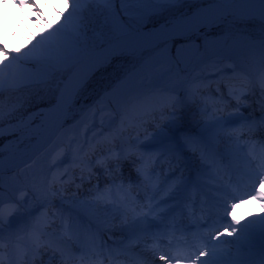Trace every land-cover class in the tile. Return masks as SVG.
<instances>
[{
	"label": "snow or ice",
	"instance_id": "snow-or-ice-1",
	"mask_svg": "<svg viewBox=\"0 0 264 264\" xmlns=\"http://www.w3.org/2000/svg\"><path fill=\"white\" fill-rule=\"evenodd\" d=\"M185 2L207 4V7L188 10L179 16L173 15L171 18H166L159 28L145 31V25L166 11L163 7L165 4ZM90 4L103 6L102 8L98 7L96 12L103 16L104 23L108 26V32L98 42L96 40L89 42L87 38L84 13L89 10ZM117 4H119V8H117ZM17 6L25 7L22 3ZM32 7L34 8L35 5ZM70 8V11L66 9V14L65 12L60 13L63 22L58 27L51 28L46 34H40L38 38H33L35 43L28 51L21 55H12L7 50L0 48V57L3 58L0 59V92L4 90L5 86L19 87L24 83H38L47 76L62 73L66 83L54 107L57 112L67 113L85 78L109 63L115 55L136 56L139 52L140 58H142L143 53L147 51L149 53L156 52L157 55L172 60V48L174 47L175 62L178 63L185 48L199 51L201 45L197 43V40L202 39L204 47L207 49L210 42L207 33L213 27H219L222 24H227L229 29H235L236 32L241 31L240 26L247 29L249 25H252L258 28L260 35L264 37V0H73ZM260 49V63L264 66V39L260 41ZM131 79L132 76H129L128 80ZM127 83V80L124 81V84ZM259 85L261 96L264 97V74L259 80ZM249 86L250 83L241 89V95ZM217 90L219 91V88ZM228 94L239 105L241 95H237L231 87H229ZM198 98L201 103L197 107L204 118L203 123H198L195 128L186 129L182 125L183 117L179 110L188 103L196 104ZM115 103L121 123L119 133H114L110 142L121 136L128 127H136L138 122L146 121L149 117L153 122H156L157 115L167 116L169 123L163 127L158 126L156 133L149 134V138L154 144L162 145L169 152L179 154L184 147H187L192 151H198L201 161L215 162L216 152L213 144L219 140L221 134L235 136L237 141L241 139L238 130H229L228 128L230 116L223 115L228 107L223 96L213 103L211 111H209L208 98L201 97L196 89L191 90L187 94V98L184 99L176 92L175 88L167 92H157L151 87H137L128 88L122 95L118 94ZM236 111H239V107ZM261 111L264 113V100H261ZM3 117V108L0 106V120ZM244 119L247 120L246 117ZM257 125L264 126V115L259 121L253 119L247 126L248 130L252 131ZM139 126H143V124L140 123ZM237 150L242 151L239 146H237ZM110 152L114 157V166L117 170L122 169L124 162H127L141 178L145 189L152 188V193L146 192L147 203L140 204L131 195V182L125 188L121 181L119 185L113 182L117 194H120L118 201L113 200L111 187L106 194L97 195L96 199H106L107 203H114L126 224H129L133 229L139 227L141 233H148L152 226L148 217H158L160 212L164 211L161 204L167 203V201L156 200L159 187L153 180V170L151 169V164L155 163V155L149 148L131 142L122 145L119 151L113 148ZM78 153L79 150L77 155ZM256 159L257 157L253 155V160ZM87 163L90 164L91 159H88ZM98 163L103 164L106 171L113 166L103 160ZM257 183L258 189L255 187ZM56 184L55 176L47 182H41L39 185L34 184L33 192L37 201L42 204L51 203V199L62 192V189L57 188ZM252 184L251 193L254 194L249 193L248 199L260 201L261 209L264 210V148L261 149ZM167 194L165 193V195ZM248 199L241 195L237 200L234 195L229 203L225 190L221 207L222 216L218 215L215 219L209 217L203 223H198L197 230L192 233L191 239L185 236L182 243L177 241L174 247L175 233L173 231L170 234L168 251H163L160 246H153V254L158 255L163 264H172L173 261L175 264H181L182 260L187 261V264H223L224 250L221 249V245L244 242L249 245V250H251L257 243L264 242V216L257 220H248V223L241 225L237 209L247 203ZM14 210L15 208L12 206L6 214L5 209L0 207V229L4 223H9L10 226L7 217ZM42 215L47 217V213ZM228 217L231 218V223H227ZM46 226V223L37 217L36 221L27 228L25 235L10 233V240L13 235L16 237L17 248H21V241H27L19 252L16 264H26L29 252L33 256L38 255L41 247L53 248L58 251L63 264H68L72 255L71 247L66 248L62 241L45 240ZM172 227L175 229V223ZM220 228L222 231L219 230ZM201 229H204L203 233ZM65 235L68 240L73 238L67 226ZM157 235H163V233ZM221 236H235L236 240L224 241L220 239ZM212 241H217V243ZM4 247L5 245L0 243V249ZM5 259V254L0 252V264H5ZM80 259H84L83 255ZM232 264H244V262L233 261ZM257 264H264V254Z\"/></svg>",
	"mask_w": 264,
	"mask_h": 264
},
{
	"label": "bare ground",
	"instance_id": "bare-ground-1",
	"mask_svg": "<svg viewBox=\"0 0 264 264\" xmlns=\"http://www.w3.org/2000/svg\"><path fill=\"white\" fill-rule=\"evenodd\" d=\"M21 3L25 7L21 8L17 6ZM71 3H73V0H67V3L66 0H0V48L7 50L12 55H21L23 52L28 51L32 44L35 43L34 37L38 38L40 34H46L51 28L58 27L63 22V17L60 13L65 12L66 14V9L70 11ZM32 5H35V7L33 8ZM98 7L102 8L103 6L90 4L89 10L84 13V22L89 42L93 40L98 42L108 32V26L105 25L103 16L96 12ZM161 24L153 28H159ZM251 27L254 31H250L248 35H260L258 28ZM153 28L146 31L152 30ZM190 50L192 51V48ZM258 50L261 51L260 45L250 44L242 48L240 53L235 52L238 58H233L225 52L216 49L210 57V65L212 67H201L194 79L193 77L190 78L189 74L185 73L183 69L179 70V74H174L177 70H174L168 65H166L168 68L162 65L161 68L164 69L163 75L165 76V82H161L157 86L154 84L155 91L167 92L175 88L176 92L184 99L187 98V94L191 90L196 89L201 97L208 98L209 111H211L213 103L223 96L224 102L228 105L227 109L234 110L232 113L229 112V115H231L230 118H234L233 113L237 112L236 109L240 107L241 103H248L244 108L250 118L245 120V124L240 122L228 126L229 130H238V134L243 138L237 141L235 136L230 137L226 134H221L219 140L213 144L216 152L215 162L201 161L199 152L192 151L187 147H184L179 154L169 151H166L167 154H164L163 151H159L162 150L161 148H152L153 145L151 142L137 139L135 130L146 132L147 129H151L157 125L165 126L169 123L167 116L160 117L157 115L156 122H153L151 117L146 121L138 122L136 127H128L121 136L113 142H110L112 135L119 133L121 120L118 119L114 124L115 128H112L113 133L111 131L109 132L108 129V135L104 136V133H98L92 141H87L89 144L83 139L84 133L82 128L79 130L76 129L73 123L69 124L70 130L67 127H62L64 121L67 120V115L73 113V110L71 107L67 113L57 112L54 107L57 101L51 107L47 106L42 108L39 113L26 115L17 121L12 120L14 122L12 125H8L7 123L0 124V170H8L7 168L12 166L17 169L20 167L23 168L24 166L22 165L35 158L33 154L38 155L37 148L40 146L47 147L51 137H54L53 141H55L60 136L63 128L65 129L64 133L68 135L70 132L72 133L69 135V142H65L62 149V155L65 158L63 164L56 167L52 165L54 169L48 177L39 175L36 179L29 178L31 183L27 184L22 191L27 189L31 190V192H28L27 197L29 196L32 205H34V213L30 216L25 214L23 217L24 221L14 227L9 233L25 235L27 228L36 221L37 217H40L41 221L47 225L45 228V240H52L54 242L62 241L66 248L68 246L71 247L72 255L69 259L71 263L68 261V264H90L94 260V256L79 246H71L72 239L68 240L65 235V228L67 226L72 236H76L75 224L80 221V225L85 226L84 234L95 233L96 230L101 229L104 233L107 232L109 235L114 236V241L111 245L105 248L103 246L95 248L93 250L95 255L99 257L113 256L119 261H123L120 246L121 241L125 247L134 245L136 251L151 260L152 264H162L163 262L159 259L158 255L157 258H153L151 255L153 253V246H159L157 239L152 234V227L148 233H141L139 227L133 229L129 224L124 222L121 212L116 209L114 203H107L106 199H96L100 193L106 194L110 187L112 188L111 195L116 192L113 182L119 185L121 181L126 183L130 180L131 167L127 162H124L123 168L117 170L114 166V157H112L110 150L115 148L116 151H119L121 146L126 145L128 142L133 144L138 143L141 147L149 148L155 154V163L151 164V166L168 164L176 167L182 164V168L177 171V175H181L185 180L181 182L180 186L173 188V194L183 196L182 200L185 202L186 197L183 194L184 187L190 183L192 178L198 175L197 178L207 180L214 184H209L204 187L206 192L205 201L216 200V210L222 216L221 207L225 190L228 199H231L234 195L236 197L239 195L245 197L244 193L253 188L252 178L256 172L261 149L264 147V126L257 125L252 131H249L247 127L253 119L259 121L261 116L264 115L262 111L258 110L261 115L256 111L258 108L261 109V100H264V97L261 96V88L259 85V80L262 74H264V66L260 62L254 64L246 60L247 53H257ZM0 59L3 58L0 57ZM65 83L66 80H64L61 91L64 90ZM181 83H184V87H180ZM249 83L250 86L241 95V89ZM25 85L32 84H21L19 87H16V91ZM229 87L233 88L237 95H241L239 105L235 99L229 96ZM13 88L15 87L5 86L2 92L7 94L13 93ZM218 88L219 91L217 90ZM200 103L201 101L198 98L196 104L188 103L179 110L183 117L182 125L186 129L195 128L198 123H203L204 118L201 116L199 108L197 107ZM249 105L251 106V111ZM244 114L243 112L242 115ZM71 118H74V115ZM76 123L78 124L79 122ZM140 123L143 126H139ZM79 127H81V124L77 126V128ZM128 132H131V136ZM128 136L130 137L128 138ZM3 137L7 139L6 142L3 140ZM34 138L35 141L31 142L30 140ZM29 142L32 143V146L28 148L27 144ZM256 144H260L263 147L261 146L259 149H256ZM237 146L242 151H238ZM78 150L79 153L77 155ZM192 152L194 155H192ZM253 155L257 157L256 160H253ZM170 156H173L171 160L169 159ZM25 157V160H21ZM88 159H91L90 164L87 163ZM101 160L113 166L106 171L104 165L98 163ZM51 161L52 158H49V163ZM238 164L247 167V176L237 186L235 184L229 187L223 186L221 180L223 175L230 168H238ZM212 165L213 168H211ZM171 166L166 168L169 169ZM218 167H221V170ZM27 169L25 170L28 174ZM54 176L57 178L56 187L61 188L62 192L52 198L51 203L42 204L35 197L33 185L47 182V180L52 179ZM156 177L153 174L155 183ZM94 183L96 184L95 188L92 186ZM167 184L169 183L164 185ZM255 186L259 188L258 183ZM169 192L168 190H164V194ZM163 197V193L160 192L157 198L162 199ZM12 202L18 206L21 204L20 202V204L16 202L15 199ZM188 202L190 204L191 201L188 200ZM256 204L259 205L257 218L260 219L264 216V210L261 209V202L257 200H250L243 204L237 209V214H240L246 206L247 209L254 207ZM13 205L15 204L11 203V206ZM161 207L164 209L162 213H165L169 205L161 204ZM44 213H47V217L42 215ZM247 222L241 220V225ZM227 223H231L229 218H227ZM219 230L222 231V228ZM201 232H204V229H201ZM183 236L185 237L186 235L183 234ZM11 238V241H0V243L5 245L3 249H0V252L5 254V264H9V261H11V264H16L19 252L27 242L26 240L21 241V248H17L15 235ZM220 239L224 241H235L236 237L221 236ZM134 240H139L138 244H133ZM212 242L217 243V241ZM111 248H114V252ZM221 249L224 250L222 257L223 264H232L233 261H243L244 264H257L262 254H264V242L257 243L251 250H249V245L244 242L224 244L221 245ZM76 253L80 254L79 258L75 257ZM82 255L84 257L83 260L80 259ZM73 259L75 261H72ZM33 261L39 264H63L60 253L48 247H41L39 254L35 256L29 252L26 264H31ZM186 262L182 260L181 264H187ZM172 264H175V261Z\"/></svg>",
	"mask_w": 264,
	"mask_h": 264
},
{
	"label": "rangeland",
	"instance_id": "rangeland-1",
	"mask_svg": "<svg viewBox=\"0 0 264 264\" xmlns=\"http://www.w3.org/2000/svg\"><path fill=\"white\" fill-rule=\"evenodd\" d=\"M206 5L207 4L201 5L192 2L165 4L163 7L166 11L160 16L155 17L152 22L145 25V31L164 23L166 18H171L173 15L179 16L182 12L194 10L198 7H206ZM117 8H119V4H117ZM226 25L222 24L219 27H213L211 31L207 33L210 41L207 49L204 47L202 39L197 42L201 44L199 51L194 49L191 51V48H185L178 63L175 62L174 47L172 48V60L159 56L156 52L149 53L147 51L143 53L142 58H140L139 52L136 56L129 54L115 55L109 63L101 67L98 71L92 72L85 78L72 105L73 113L67 115V120L65 119L66 121H64L62 127H67L70 130L69 124L73 123L76 129L79 130L82 128L84 133L83 139L86 143L88 140L92 141L98 133H104V136L108 135L110 131L113 133L112 128H115L114 124L120 119V116L117 114L115 103L117 95H122L128 88L151 87L155 90L154 84L157 86L161 84V82H165V76L163 75L164 69L161 68L162 65H164L165 68L170 66L174 70H177L174 74H179V70L183 69L185 73L189 74L190 78L193 77L194 79L201 67L211 66L210 57L216 49L225 52L230 57L238 58L235 52L240 53L242 48L250 44L260 45V41L264 39L261 35H248L250 31H254L251 27L252 25H249L247 29L240 26V32H236L235 29H229ZM260 55V50H258L257 53L249 52L246 55V60L254 64L259 63L261 60ZM149 56H151V59H149ZM129 76H132L131 80H128ZM63 77L64 74L56 73L55 75L43 78L38 83H29L32 85H25L20 90L16 91L17 88L15 87L12 90L13 93H0V106H2L4 112V117L0 120V124L7 123L8 125H12L14 123L12 120L17 121L26 115L41 112L40 110L42 108L53 106L62 90L65 80ZM126 80L128 83L124 84ZM180 87H184V83H181ZM245 105L247 106L248 103H241L239 111L233 113L234 118L229 119V125H235L240 122L245 124L244 118L246 117L247 120L250 118L248 112H246L244 108ZM249 109L251 111L250 105ZM258 110L261 111L260 108L256 111ZM233 111V109H227L223 115L231 116L229 112L232 113ZM243 112L245 113L244 115H242ZM72 115H74V118H71ZM76 122L79 123L77 124ZM80 124L81 127L77 128ZM158 126L163 127V125H157L151 129H147L146 132L135 130V135L139 137V140L151 142L153 145L152 148H161L165 154L167 153L166 148L162 145L154 144L149 138V134L156 133ZM107 129L109 132H107ZM64 131L65 129L63 128L60 136L56 138L55 141H53L54 137H51L47 147H38L36 150L39 152L38 155L33 154L35 158L22 165L24 166L23 168L20 167L17 169L12 166L8 167V170H0V207H3L7 214L10 210L9 208L12 207L11 203L15 204L13 205L15 210L7 217L10 226L9 223H4L2 229H0V241L10 240L9 232L24 221V215L28 214V216H30L34 213V205H32L29 196L27 197L28 192H31V190L27 189L22 191L27 184L31 183L29 178L36 179L39 175L48 177L50 172L54 169L52 165L56 167L63 164L65 158L62 155V149L64 143L69 142V135L72 134L70 132L68 135L64 133ZM128 133L131 136V132ZM130 136H128V138ZM242 138L243 137H241V139ZM3 140L6 142L7 139L3 137ZM30 141L34 142L35 138ZM31 146L32 143L29 142L27 147L29 148ZM192 155H194L193 152ZM48 157L52 158L51 163H49ZM25 159L26 157L21 160ZM176 167L179 168L180 166ZM26 168H28V174L25 170ZM131 171L134 172L133 170ZM92 186L95 188L96 184L94 183ZM14 199L21 204L19 203L20 205L18 206L16 203H13L12 200ZM246 207L237 215L238 218L245 221L257 220L259 205L256 204L254 207H249L247 209ZM228 218L231 221V218Z\"/></svg>",
	"mask_w": 264,
	"mask_h": 264
}]
</instances>
